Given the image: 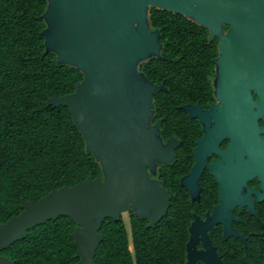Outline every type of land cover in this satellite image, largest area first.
I'll use <instances>...</instances> for the list:
<instances>
[{"label":"water","instance_id":"obj_1","mask_svg":"<svg viewBox=\"0 0 264 264\" xmlns=\"http://www.w3.org/2000/svg\"><path fill=\"white\" fill-rule=\"evenodd\" d=\"M185 17L209 32L208 42L218 40L214 60L215 97L219 103L200 114L206 140L217 132L259 139L264 129V0H47L40 36L45 53L61 66L77 69L83 80L73 93L54 95L49 105L67 107L103 176H89L73 187L52 191L38 202H25L23 211L0 224V264H12L1 255L28 231L48 221L68 217L78 264H94L103 241L100 231L106 219L117 221L132 203L139 210L137 176L146 159L167 163L160 131L145 151V125L153 113V95L163 87L141 72L142 64L161 59V31L151 24V10ZM132 129V130H131ZM145 154V155H144ZM143 177L144 170L141 171ZM151 217V226L164 214L167 201ZM206 264H224L214 249L191 252Z\"/></svg>","mask_w":264,"mask_h":264},{"label":"trees","instance_id":"obj_2","mask_svg":"<svg viewBox=\"0 0 264 264\" xmlns=\"http://www.w3.org/2000/svg\"><path fill=\"white\" fill-rule=\"evenodd\" d=\"M46 8L47 0H0V224L19 215L25 202L36 203L100 173L69 109L49 105L54 95L73 93L83 75L45 53L40 34ZM150 15L161 31L162 56L179 59L173 69H198L206 76L217 54L209 32L171 12L152 9ZM153 60L150 64L160 63L157 69H170L167 61ZM107 226L100 231L94 264H183L175 236L154 242L136 232L132 253L125 234ZM75 228L68 217L48 221L1 255L12 264H78ZM245 264H264V256Z\"/></svg>","mask_w":264,"mask_h":264},{"label":"flooded vegetation","instance_id":"obj_3","mask_svg":"<svg viewBox=\"0 0 264 264\" xmlns=\"http://www.w3.org/2000/svg\"><path fill=\"white\" fill-rule=\"evenodd\" d=\"M214 42L217 54L206 76L198 69H173L179 59L164 56L158 60L170 63L168 71L157 69L158 62L150 64L155 60L140 67L151 83L163 88L153 95V113L144 136L141 129L139 136L147 141V155H152L151 141L160 131L169 161L153 164L148 158L144 169L138 168L136 200L144 216L130 203L117 221L106 219L103 224L123 232L132 253L139 232L154 242H163L167 238L163 235L175 236L184 251L183 264L188 261L189 244L191 252L214 249L224 264H245L256 255L264 256V132L255 149L245 135L220 131L204 140L206 127L200 114L219 103L214 89L218 41L209 43ZM259 128L264 129L263 119ZM99 169L97 177H102ZM164 198L167 209L151 226ZM191 259L206 264L197 255Z\"/></svg>","mask_w":264,"mask_h":264}]
</instances>
